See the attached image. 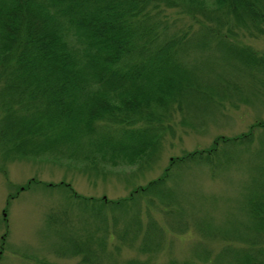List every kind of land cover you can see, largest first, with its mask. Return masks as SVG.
<instances>
[{
  "label": "trees",
  "instance_id": "1",
  "mask_svg": "<svg viewBox=\"0 0 264 264\" xmlns=\"http://www.w3.org/2000/svg\"><path fill=\"white\" fill-rule=\"evenodd\" d=\"M153 1L0 0L3 158L66 159L94 171L122 164L143 170L161 159L178 116L198 128L222 100L242 91L234 80L242 71L264 70V55L236 46L220 25L226 18L264 34V0H181L218 16L216 23L201 22L197 31L184 34L170 29ZM210 45L227 50L229 60L217 68L211 60L199 63L194 54ZM257 129L264 130V119L240 135H218L209 148L172 157L161 176L127 197L76 194L94 226L66 238L72 254L81 256L80 264H159L166 231H178L168 220L169 209H186L183 214L193 217L198 211L190 207L198 206L204 215L193 227L202 235L194 253L162 264H264V163L245 186L237 223L215 224V204L188 200L184 206L178 187L169 184L175 169L191 164L205 165L214 178L224 175L244 160ZM145 196L151 204L158 198L166 224L145 220L139 204ZM190 226L186 221L177 227L188 232ZM218 242L223 247L216 253ZM125 248L144 257H122Z\"/></svg>",
  "mask_w": 264,
  "mask_h": 264
},
{
  "label": "rangeland",
  "instance_id": "2",
  "mask_svg": "<svg viewBox=\"0 0 264 264\" xmlns=\"http://www.w3.org/2000/svg\"><path fill=\"white\" fill-rule=\"evenodd\" d=\"M151 6L162 12V19L166 20L172 31L180 34L196 31L201 22L214 24L218 20L215 12L203 13L181 0H154ZM220 25L223 30L228 31L230 40L251 47L260 56L264 55V35L252 36L247 27L235 25L226 18H220ZM230 27L235 31H230ZM210 47L211 45L194 54L199 63L211 60L210 67L217 68L220 63L229 60L223 54L227 50L219 52ZM236 78L239 83L246 84L247 93L244 97L250 100H244L235 92L233 96L222 100L223 105L205 116L203 126L198 128L182 123L181 116H178L174 130L169 131L165 137L161 159L143 170L137 165L122 164L117 167L107 165L103 171H94L85 167L82 162L66 159L1 157L0 264H78L80 257L70 255V243L66 238L83 235L85 231L89 233L94 223L90 218L89 208L80 202L82 199L75 193L73 195L67 183L83 198L94 197L98 200L105 195L108 199L123 198L139 184H146L161 176L171 157L208 148L219 134L233 137L249 131L258 119H264V71H253V66H248ZM263 134L262 130H257L253 143L242 152L244 160L234 162L228 172L217 178L212 177L208 167L203 165L192 164L183 166L178 171L175 169L177 176L169 184L178 187L177 190L182 194L179 201L184 206L188 200L196 203L195 205H200L203 201L215 204L210 209L215 224L240 221V202L245 186L251 181L252 173L257 174L264 163L263 151L256 152L264 144ZM241 164L243 166L238 169L237 165ZM31 180L34 182L28 187ZM227 196L229 198L226 200ZM139 199L140 211L145 220L153 217L164 222L166 214L160 210L158 198H152L153 204L148 201V196ZM148 205L151 215L146 210ZM190 209L198 211L196 216L183 214L186 209H169L168 220L182 233L179 234L174 228L170 229L171 232L166 231L167 239L163 248L171 256L162 255L159 264L170 257L173 260L177 257L182 259L194 253L202 235L193 227L195 221L202 219L204 211L198 209V206ZM186 221L191 224L188 233L182 227H177ZM122 224L123 221L119 220V226ZM222 247V242L216 243V253ZM123 250L122 257L138 255L133 250Z\"/></svg>",
  "mask_w": 264,
  "mask_h": 264
}]
</instances>
